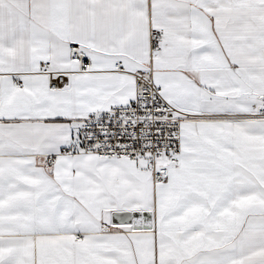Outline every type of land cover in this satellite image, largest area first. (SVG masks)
Returning <instances> with one entry per match:
<instances>
[{
	"label": "snow or ice",
	"instance_id": "obj_1",
	"mask_svg": "<svg viewBox=\"0 0 264 264\" xmlns=\"http://www.w3.org/2000/svg\"><path fill=\"white\" fill-rule=\"evenodd\" d=\"M0 264H264V0H0Z\"/></svg>",
	"mask_w": 264,
	"mask_h": 264
}]
</instances>
